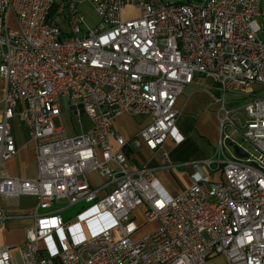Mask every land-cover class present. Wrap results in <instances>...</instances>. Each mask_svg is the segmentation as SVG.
Returning <instances> with one entry per match:
<instances>
[{"label":"built area","instance_id":"obj_1","mask_svg":"<svg viewBox=\"0 0 264 264\" xmlns=\"http://www.w3.org/2000/svg\"><path fill=\"white\" fill-rule=\"evenodd\" d=\"M193 1L87 0L98 19L90 28L73 0H0V200L37 199L29 215L0 207V228L32 219L18 248L22 264H206L217 256L264 264V97L256 96L264 89V0ZM127 7L137 16L125 18ZM197 75L221 92L219 140L212 157L190 165L207 174H192L171 197L130 151L181 140L176 102ZM228 94L251 98L240 130L230 118L236 110L225 109ZM61 99L74 117L90 118L87 132L54 128ZM121 115L149 122L125 139L113 128ZM13 118L33 144L34 179L3 169L17 154ZM226 140L247 157L236 158ZM61 201L86 207L63 221L48 211ZM149 223L154 229L139 234ZM0 264H14L9 247L0 246Z\"/></svg>","mask_w":264,"mask_h":264},{"label":"crops","instance_id":"obj_2","mask_svg":"<svg viewBox=\"0 0 264 264\" xmlns=\"http://www.w3.org/2000/svg\"><path fill=\"white\" fill-rule=\"evenodd\" d=\"M220 98L221 92L211 77L195 76L192 84L182 90L176 102V107L180 112L176 122V131L181 136V140L175 143L171 137L166 141L163 148L167 154L166 157L162 154L163 150L151 152L144 145L132 152L130 151V155L137 163L153 170L155 179L167 195L176 197L189 187L192 174L197 172L198 174H207L204 168L193 170L190 165L208 159L214 154L220 135V121L223 119V112L220 110ZM13 119L9 121V124L17 154L3 163V169L12 177L34 179L37 176V166L33 144L25 126H23L24 134L13 136L11 125ZM148 122L147 117L121 115L114 120L113 128L125 139H130ZM216 176H211V178H216ZM88 180L95 187L103 183V180L96 173L89 174ZM23 197H32L37 202L33 196ZM19 199L12 206H7L0 200V207L11 216L29 215L36 208L37 203L30 207L20 206ZM141 212L142 208H138L134 212L137 216V222L140 224L143 223L139 216ZM31 224L32 219L28 217L12 218L6 220L0 228V246L10 248L14 264L20 258L18 248L24 243L25 230ZM154 227V223L143 226L145 230L141 234L150 232ZM217 263L225 264L224 257L217 256L206 264Z\"/></svg>","mask_w":264,"mask_h":264},{"label":"rangeland","instance_id":"obj_3","mask_svg":"<svg viewBox=\"0 0 264 264\" xmlns=\"http://www.w3.org/2000/svg\"><path fill=\"white\" fill-rule=\"evenodd\" d=\"M168 1L180 2L182 0H168ZM73 2L77 6L79 13L84 17L86 24L90 28H95L97 26L98 19L96 15L93 13L92 9L90 8L87 0H73ZM192 2L194 1L192 0ZM137 14L138 12L130 7H127L124 10L125 18H134L137 16ZM10 27L11 28L15 27L12 21L10 23ZM3 87H4V83L0 79V91L2 90ZM258 89H260L259 90L260 92L256 93V96L264 97V89L262 88H258ZM226 98L228 102L225 105V109L226 110H236V112L232 116H230V118L233 119L236 129L240 130L245 121V113L243 110V106L248 101H250L251 98L250 97L246 98V97H243L237 94H228ZM60 104H61V114L59 117L53 120V126L55 129H61L66 133L67 136L71 137V136H76L83 132H86L91 127V120L88 116L82 115L81 117L76 118L72 115L70 108H69L70 107L69 100L61 99ZM0 109H1V104H0ZM11 125H12L13 136H16V135L20 136L24 134L25 132L24 127L16 118L11 121ZM230 132H231V129L229 128L224 129V133L229 134ZM233 139L239 142V139L236 135L233 136ZM246 147L250 149V147L248 146ZM36 203H37L36 200L33 199L32 197L22 196L19 199L20 206L30 207V206L36 205ZM85 207H86V204L84 203L70 205L67 201H61L59 203H55L48 211H57V214L61 216L63 221H69V220H74L76 214L82 211V209ZM144 230H145L144 228L139 230V234H141ZM53 239H54L57 249L61 250L59 236L54 235ZM16 264H22L20 258L16 260Z\"/></svg>","mask_w":264,"mask_h":264},{"label":"water","instance_id":"obj_4","mask_svg":"<svg viewBox=\"0 0 264 264\" xmlns=\"http://www.w3.org/2000/svg\"><path fill=\"white\" fill-rule=\"evenodd\" d=\"M226 145L231 147L236 158L243 159L247 157V154L242 151L238 146L233 144L230 140H226Z\"/></svg>","mask_w":264,"mask_h":264}]
</instances>
